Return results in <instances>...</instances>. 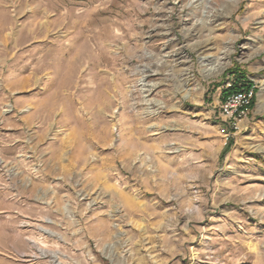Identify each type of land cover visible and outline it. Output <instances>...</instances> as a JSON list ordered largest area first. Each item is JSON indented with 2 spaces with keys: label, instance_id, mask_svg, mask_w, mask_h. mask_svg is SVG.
I'll return each mask as SVG.
<instances>
[{
  "label": "rangeland",
  "instance_id": "374dc122",
  "mask_svg": "<svg viewBox=\"0 0 264 264\" xmlns=\"http://www.w3.org/2000/svg\"><path fill=\"white\" fill-rule=\"evenodd\" d=\"M0 264H264V0H0Z\"/></svg>",
  "mask_w": 264,
  "mask_h": 264
},
{
  "label": "built area",
  "instance_id": "2783aa9c",
  "mask_svg": "<svg viewBox=\"0 0 264 264\" xmlns=\"http://www.w3.org/2000/svg\"><path fill=\"white\" fill-rule=\"evenodd\" d=\"M227 81L226 86H230ZM254 96L253 88L236 90L227 95L221 104V112L224 115L221 131L227 138L240 128V121L248 115L249 105Z\"/></svg>",
  "mask_w": 264,
  "mask_h": 264
},
{
  "label": "trees",
  "instance_id": "16d2710c",
  "mask_svg": "<svg viewBox=\"0 0 264 264\" xmlns=\"http://www.w3.org/2000/svg\"><path fill=\"white\" fill-rule=\"evenodd\" d=\"M229 75H231L232 79H231V83L229 87H226L222 92H221V100L224 101L225 98L227 97V95L233 91L236 90H241L242 88L244 89H250L253 88V84L251 83V81L247 78L246 74L241 71L240 69H238V67H235L232 70H229L227 72ZM254 100L255 97L252 98L249 108H251L254 104ZM232 140H230V142L228 143V147L225 148V151H227V149L229 148V146L231 145Z\"/></svg>",
  "mask_w": 264,
  "mask_h": 264
},
{
  "label": "bare ground",
  "instance_id": "6f19581e",
  "mask_svg": "<svg viewBox=\"0 0 264 264\" xmlns=\"http://www.w3.org/2000/svg\"><path fill=\"white\" fill-rule=\"evenodd\" d=\"M217 65H218V64H217ZM212 70H215V68H212V67L207 68V72H210V71H212ZM259 103H261V101H259Z\"/></svg>",
  "mask_w": 264,
  "mask_h": 264
}]
</instances>
